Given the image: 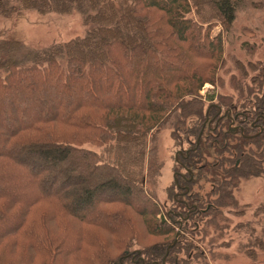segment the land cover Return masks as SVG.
Listing matches in <instances>:
<instances>
[{
	"label": "rangeland",
	"instance_id": "rangeland-1",
	"mask_svg": "<svg viewBox=\"0 0 264 264\" xmlns=\"http://www.w3.org/2000/svg\"><path fill=\"white\" fill-rule=\"evenodd\" d=\"M190 1L196 2L197 6H193L187 18L203 26L201 31L193 33L201 54L199 58L202 59L196 63L202 66V72L207 73L205 76L216 78L215 82L206 83L200 92L203 96L215 95L213 103H220L219 95L221 101L225 100L223 104L232 101V106L237 108L224 105L221 115L235 116L238 110L251 106L248 98L253 88L260 98L264 94L261 76L264 66V0H239L235 19L228 29L214 16L215 9L211 1ZM159 15L155 14V17ZM85 17L86 14L78 9L67 13H41L33 8L18 6L9 15L1 14L0 9V40L16 41L10 43L11 60L23 67H30L36 61V52L86 36L95 24L85 22ZM204 35L211 38L222 36V51L217 47L209 48L202 37ZM172 43L170 47L174 45ZM2 57L3 54H0V59ZM207 63L216 64L218 68L213 71V66L207 68ZM257 75H260L258 80L263 83L259 85L257 80L252 86V77ZM31 81L32 77L25 80L23 85L0 90V124L8 129L20 122L31 121L38 111L41 112V105H45L43 114H46L48 110L55 111L60 104L70 105L85 98L82 85L80 89L62 88L49 82L33 86L29 83ZM181 85L186 87L187 82H181ZM105 90L110 93L109 88ZM121 95L110 93L108 100L121 102L129 99L139 102L136 95L134 98ZM238 122H224V126H221L228 131L234 127L236 129L229 132L237 133L240 127ZM211 132L212 136L220 138V133ZM140 141L123 142L121 147L106 148L87 143L85 149L99 153L102 165L108 164L107 167L94 172L96 168H90L96 159L90 167L86 156L74 154L66 164L48 169L56 175L53 181L46 182L41 178L36 187L31 184L34 178L32 173L41 169L42 161L17 153V160L22 161L29 175L27 178L18 177L16 169H0V193L23 199L22 202L0 199V264H131L126 258L121 260L125 253L150 250L156 243L173 240L176 245L181 233L182 244L163 264H264V248L252 242L262 236L264 243V208L258 210L264 206V175L250 174L234 188L238 209L243 213H231L228 218L230 221L219 218L221 226H224L223 234L221 229L217 230L210 223L212 217L206 225L205 221L210 216H201L202 220L198 215L190 218L187 226L173 224L174 231L169 234H153L148 225L157 224V217L161 221L164 215L169 214L168 217L174 216L177 221L183 220L175 216L184 210L181 201L189 204L200 197L202 204L207 202L212 190V182L208 180L212 175L209 173L205 176L195 171V183L181 184L180 188L190 192V195H186V192L176 187L175 180L178 181L180 175L187 173L176 160H183L182 148L187 149L188 143L179 145L171 127L165 124L151 129L147 137ZM235 141L232 139V142ZM4 148L0 135V150ZM216 155L215 150H210L202 163L212 161ZM123 169V175L126 176L120 174ZM135 177L144 179V182L133 185ZM108 178H118L119 183L101 186ZM129 186L132 187L128 189ZM81 187L94 192L91 202L78 201L75 190L82 191ZM144 187L148 188L146 194L151 198L150 202L156 203L154 208L143 198L141 188ZM194 194L197 196L190 199ZM35 195L36 200L37 195L48 198L30 204V199ZM51 195L56 196L49 197ZM78 195L82 199L86 197L80 192ZM141 212H146V215ZM170 220L167 218L168 223H162L163 228L156 231H170L167 230L172 225ZM195 221L200 223L199 227L202 226L200 230L194 226ZM192 245V248L187 247ZM196 245L205 252L201 254L195 248ZM252 248L256 249L254 259L246 254V250ZM218 253H221L219 257Z\"/></svg>",
	"mask_w": 264,
	"mask_h": 264
},
{
	"label": "trees",
	"instance_id": "trees-1",
	"mask_svg": "<svg viewBox=\"0 0 264 264\" xmlns=\"http://www.w3.org/2000/svg\"><path fill=\"white\" fill-rule=\"evenodd\" d=\"M209 1L215 9L214 16L228 29L235 19L239 0ZM18 6H23V9L33 8L41 13H67L78 9L86 14L85 22H93L95 27L84 37L36 52V61L30 67H23L11 60L10 43L16 41L0 40V54H3L0 59V90L23 85L31 77L32 81L29 83L33 86L49 82L62 88L80 89L81 85L85 88V98L82 97L76 103L60 104L55 111L48 110L46 114H43L45 105H41V112L38 111L31 121L20 122L11 129L0 124V135L5 146L0 150V169L11 167L18 171V177L27 178V168L21 160H17V153L38 158L42 161L41 169L32 173L34 178L31 182L36 187L41 178L46 182L54 180L56 175L48 171L50 167L66 164L71 156L81 154L86 156L90 167L96 159V163L90 168H96V172L108 164L103 166L99 153L85 149L87 143L105 148L121 147L123 142L140 143L154 127L169 125L179 145L188 143L189 146L187 149L182 146L183 160H176L180 167L187 170L185 175H180L178 181L175 180L176 187H182L183 183H195L196 171L205 176L209 173L212 175L208 180L212 182V190L204 204L200 197L193 203L180 202L184 210L175 216L183 218L181 222L166 214L161 221L156 218L157 224L149 223L148 219V226L153 234H169L174 231L173 224L184 227L196 215L199 218L210 216L205 224L212 217L210 223L217 230L221 229L223 234L224 226H221L219 218L230 221L228 218L231 213H243L238 209L234 188L250 174L264 175V94L260 98L254 88L250 91L249 108L254 109L246 106L233 116L235 123L239 121L237 133L222 129L224 122L231 123L232 120L229 114L221 115V108L224 105L231 107L233 102L223 104L225 100L221 101L222 97L219 95L220 103H213L215 95L203 96L200 92L206 83L215 82L216 78L205 76L207 73L202 72V66L196 63L202 59L199 58L201 54L193 33L201 31L203 26L196 25L193 19L187 18V14L192 13V8L197 3H191L190 0H0L1 14H12ZM155 14L160 15L155 17ZM163 27L167 29L164 30ZM202 37L209 48L217 47L222 51V36ZM171 41L174 43L172 47ZM214 57L213 55L212 58ZM129 60L132 62L129 63ZM211 65L207 63V68ZM212 66L213 71L218 68L216 64ZM261 70L264 81V66ZM259 76L252 77V86ZM258 81L260 85L261 81ZM181 82H187V86H182ZM105 88H109L110 93L122 94L121 97L134 98L136 95L139 102L129 99L109 101L110 93ZM101 99L107 101L101 102ZM232 107L237 108L235 105ZM212 130L214 134L220 133V138L212 136ZM232 139L237 141L232 142ZM210 150H215L216 158L202 163ZM123 171L124 169L120 172L121 175ZM117 179L108 178L101 186L118 184ZM140 181L144 182V179L135 177L132 184ZM180 189L186 192L185 189ZM81 190H75L78 201L91 202L94 192L82 187ZM77 192L86 197L82 199ZM141 192L150 207L152 205L154 208L156 203L150 202L151 198L146 194L148 188H141ZM188 194L190 195L189 191L186 192ZM52 196L56 195L49 197ZM193 196L197 194L190 199ZM43 198L48 197L37 195L36 200L35 195L30 199V204ZM0 199L9 202L23 200L6 193H0ZM263 208L264 206L259 207L258 210ZM188 212H191L189 216ZM141 214L146 215V212ZM167 218L172 223L167 229L170 231H156L163 228L162 223H168ZM199 224L194 222L198 230L202 228ZM174 234L176 235V231ZM181 234L176 245L171 246L174 240L156 243L150 250L145 249L146 252L129 251L121 260L126 258L131 264H163L182 244L183 233ZM252 242L253 245L264 248L262 236ZM195 248L201 254L205 252L198 245ZM255 250L247 249L246 254L254 259ZM220 255L218 253V257Z\"/></svg>",
	"mask_w": 264,
	"mask_h": 264
},
{
	"label": "flooded vegetation",
	"instance_id": "flooded-vegetation-1",
	"mask_svg": "<svg viewBox=\"0 0 264 264\" xmlns=\"http://www.w3.org/2000/svg\"><path fill=\"white\" fill-rule=\"evenodd\" d=\"M229 118L232 120V123H235V118L233 117V116H231V114H229ZM240 128V127H239ZM236 128H234V127H230L229 128V131H233V130H235Z\"/></svg>",
	"mask_w": 264,
	"mask_h": 264
},
{
	"label": "water",
	"instance_id": "water-1",
	"mask_svg": "<svg viewBox=\"0 0 264 264\" xmlns=\"http://www.w3.org/2000/svg\"><path fill=\"white\" fill-rule=\"evenodd\" d=\"M179 234H180V232H178V234H177V238H178ZM177 238H176V240H177ZM175 242H176V241H175ZM173 245H174V243H172L171 246H173Z\"/></svg>",
	"mask_w": 264,
	"mask_h": 264
}]
</instances>
